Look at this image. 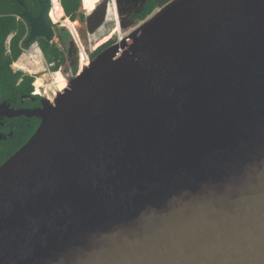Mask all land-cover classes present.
Returning a JSON list of instances; mask_svg holds the SVG:
<instances>
[{"label": "water", "instance_id": "1", "mask_svg": "<svg viewBox=\"0 0 264 264\" xmlns=\"http://www.w3.org/2000/svg\"><path fill=\"white\" fill-rule=\"evenodd\" d=\"M39 3L26 46L55 37ZM115 5L121 40L0 165V264H264V0H169L127 33Z\"/></svg>", "mask_w": 264, "mask_h": 264}, {"label": "trees", "instance_id": "2", "mask_svg": "<svg viewBox=\"0 0 264 264\" xmlns=\"http://www.w3.org/2000/svg\"><path fill=\"white\" fill-rule=\"evenodd\" d=\"M60 1L65 16L72 21L75 20L77 12L82 6L81 0ZM42 2L47 9L45 16L47 24L49 26H56V22L53 23L50 14L51 0H42ZM163 2L164 0L161 1L160 4ZM22 3L26 4L34 15L37 16L39 14V0H0V103L8 100H16L17 98L19 99L20 95L30 94L34 90V77L25 75L21 72H15L12 68L13 63L18 60L22 53L20 42L22 40L26 41L24 38L27 35L29 28L28 23L26 25L21 20L23 19L24 13ZM160 6L141 15L138 21L144 19ZM9 39L10 42L8 45L7 41ZM35 41L39 43L43 52H46L45 55L48 60L56 61L54 71H57L59 69V64H62L65 61L64 53L56 44L43 37L36 38ZM32 132L33 130H30L28 136L22 138L20 142L16 143L12 150L6 152L5 155L1 157L0 163L9 157L11 153H13L12 151L18 148L21 143L25 142Z\"/></svg>", "mask_w": 264, "mask_h": 264}, {"label": "flooded vegetation", "instance_id": "3", "mask_svg": "<svg viewBox=\"0 0 264 264\" xmlns=\"http://www.w3.org/2000/svg\"><path fill=\"white\" fill-rule=\"evenodd\" d=\"M161 1L163 0H144L143 2L141 0H122L121 12L127 14L131 18V21H138L141 15H144L157 6L165 4L169 0H164V2L160 4ZM82 11L83 13L81 14V20L79 24L83 23L86 19L87 11L85 9H82ZM79 28L80 27L78 26V30ZM60 30L69 32L71 39L69 42L61 40L58 35L59 33L56 32L58 37V44H54H56L61 49L65 56V61L61 64V67L63 68L66 75H68V72L72 73V77L76 74L79 63H82L80 54L81 51L84 52L85 57H88V55H90V58L93 59L114 42V39H110L106 42L103 41L97 46H91L90 44H88V36L90 35H86L85 37H83V39H80L77 29H75V32L78 34V37H75L72 31L68 28H62ZM72 40H74V46L71 48L70 42ZM97 41L98 40L91 42L92 44H95ZM87 60L90 61L89 59ZM48 91L49 89L43 86L41 87V92L40 90L37 91L34 89L30 94L28 93L20 95L19 99L17 98L16 100H8L12 108L15 109L14 111H16V113L22 114H15L16 116L3 117L0 119V138L2 137L0 139V157L4 156L6 152L12 150L15 144L20 142L22 138L28 136L30 130H33V132L29 135V137H31L35 130L38 128L40 120L37 116H29V114H31L34 110L42 108L43 101H50ZM29 137H27L25 142L21 143L18 148L13 150V153H11L9 157H11L17 150H19L28 141ZM9 157H7L5 160H7Z\"/></svg>", "mask_w": 264, "mask_h": 264}, {"label": "bare ground", "instance_id": "4", "mask_svg": "<svg viewBox=\"0 0 264 264\" xmlns=\"http://www.w3.org/2000/svg\"><path fill=\"white\" fill-rule=\"evenodd\" d=\"M99 1L100 0H84L82 3V9H85L87 11L85 24L83 25L85 36L89 35V33L87 31V23H86L87 16H88L89 12L92 11L96 7V5L98 4ZM51 2H52V6H51L50 14H52L53 20L55 22H61L63 25L67 26L72 31L74 36L78 37V34L75 32V23H73L67 17H65V14L63 11L64 9L60 5L59 1L58 0H51ZM109 15H111V13ZM115 27H116L115 37H116V39L121 40L119 25L116 23ZM80 54H81L82 63L80 62L79 64L83 69L85 66H87L89 64L90 61L87 60V57H85V54L83 51H81ZM22 57H21V59H22ZM15 63H17L19 67H23V68L26 67V69H27L26 71H30L31 73H33V69L28 68L29 66H26L25 63H22V60L19 62L16 61ZM43 78L37 77L34 80L35 81V87L37 88V91H39V89L41 87L45 86L47 89L53 88L54 89L53 93H55L58 91H62L63 89H65L68 86V82L61 75L60 70H57L51 74L52 83H50V84L48 82L47 83L44 82Z\"/></svg>", "mask_w": 264, "mask_h": 264}, {"label": "built area", "instance_id": "5", "mask_svg": "<svg viewBox=\"0 0 264 264\" xmlns=\"http://www.w3.org/2000/svg\"><path fill=\"white\" fill-rule=\"evenodd\" d=\"M83 1L84 0H81L82 3ZM109 5L111 6L113 11V19H114L113 22L119 25V19L116 14L117 11H116L115 0H109ZM21 20L27 25V22L24 19ZM28 34H29V28H28V33L24 38L25 40ZM20 48L22 50V53L18 58L17 62L22 60V63H25L26 66H29L28 68L33 69V73H31L30 71H26L27 70L26 67L24 68L19 67L18 64L14 62L12 68L15 72H21L25 75H30L34 77V79H36L37 77H49L53 72H55L54 67L56 66V61L54 60L50 61L47 59L45 53L43 52L37 41L35 42L33 41L31 44L26 46L25 41L22 40L20 42ZM87 59H89V57H87ZM49 83H52V80ZM49 90L53 91L54 89L52 88Z\"/></svg>", "mask_w": 264, "mask_h": 264}, {"label": "rangeland", "instance_id": "6", "mask_svg": "<svg viewBox=\"0 0 264 264\" xmlns=\"http://www.w3.org/2000/svg\"><path fill=\"white\" fill-rule=\"evenodd\" d=\"M58 1L61 5V1L60 0H58ZM141 1L143 2L144 0H141ZM121 2H122V0H116V4H117V7L119 9V15H120V26H121L122 32L127 33L128 31H130V29L133 27V25H135V23L137 21H131V18L127 14L121 12V5H122ZM51 18H52V14H51ZM52 21L55 22L53 20V18H52ZM56 23H57V24H55L56 26L55 27L53 26V28L55 30V37L53 39V43L58 44L57 33H59L58 35H59V38H61V40H65V41L69 42L71 39L69 32L61 31L59 26H61V25L63 26V24L61 22H56ZM77 25H79V24H77ZM113 25H114V23L112 21H107L103 25V28H101L99 31H97L96 35H94L95 38H98L97 39L98 41L95 44H92L91 36H88V44H90L91 46H97L100 43H102L103 41L106 42L110 39H116V37H115L116 27H115V25L114 26ZM65 29H67V28H65ZM75 29H77V28H75ZM93 40H94V38H93ZM9 42H10V39L7 41L8 45H9ZM58 68L60 69L61 75L65 78V80L69 81L72 78V73L68 72V75H66L63 68L61 67V64H59ZM43 79H44V82L49 83L51 81V76L44 77ZM33 85H34V89L37 90V88L35 87V81H34ZM39 90L41 92V88ZM49 92H50L49 93L50 99H53L54 98L53 91L49 90ZM0 156H1V154H0ZM0 159H1V157H0ZM1 164H3V163H1Z\"/></svg>", "mask_w": 264, "mask_h": 264}, {"label": "clouds", "instance_id": "7", "mask_svg": "<svg viewBox=\"0 0 264 264\" xmlns=\"http://www.w3.org/2000/svg\"><path fill=\"white\" fill-rule=\"evenodd\" d=\"M82 3V2H81ZM52 6V5H51ZM64 14H65V12H64ZM66 17V16H65ZM54 23V22H53ZM55 24H57V23H55ZM34 42H35V40H34Z\"/></svg>", "mask_w": 264, "mask_h": 264}, {"label": "crops", "instance_id": "8", "mask_svg": "<svg viewBox=\"0 0 264 264\" xmlns=\"http://www.w3.org/2000/svg\"><path fill=\"white\" fill-rule=\"evenodd\" d=\"M64 11V10H63Z\"/></svg>", "mask_w": 264, "mask_h": 264}]
</instances>
